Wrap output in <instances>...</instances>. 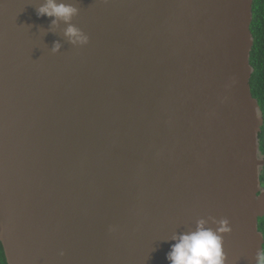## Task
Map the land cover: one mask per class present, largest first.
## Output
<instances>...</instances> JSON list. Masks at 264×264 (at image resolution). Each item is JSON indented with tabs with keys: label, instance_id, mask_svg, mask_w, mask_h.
<instances>
[{
	"label": "water",
	"instance_id": "water-1",
	"mask_svg": "<svg viewBox=\"0 0 264 264\" xmlns=\"http://www.w3.org/2000/svg\"><path fill=\"white\" fill-rule=\"evenodd\" d=\"M65 2L83 47L37 17L43 0H0L6 264H169L201 219L228 229L223 264H257L253 0Z\"/></svg>",
	"mask_w": 264,
	"mask_h": 264
},
{
	"label": "clouds",
	"instance_id": "clouds-1",
	"mask_svg": "<svg viewBox=\"0 0 264 264\" xmlns=\"http://www.w3.org/2000/svg\"><path fill=\"white\" fill-rule=\"evenodd\" d=\"M37 17L52 18L49 31H55L60 24L66 25L62 36L73 47H83L88 43V36L72 25L73 17L78 9L65 0H43L36 8ZM62 45L54 42L50 52L56 54ZM226 227L213 230L207 227L203 219L197 221L194 229L187 232L175 233L170 237V250L165 259L169 264H223L220 233L227 232ZM264 238V228L259 229ZM62 254V253H61ZM257 264H264V244L260 246Z\"/></svg>",
	"mask_w": 264,
	"mask_h": 264
},
{
	"label": "trees",
	"instance_id": "trees-1",
	"mask_svg": "<svg viewBox=\"0 0 264 264\" xmlns=\"http://www.w3.org/2000/svg\"><path fill=\"white\" fill-rule=\"evenodd\" d=\"M252 13L250 31L254 42L250 53V65L253 67L254 72L250 79V88L263 114V124L258 138L260 151L264 155V0H253ZM260 182L264 190V167L260 175ZM261 228H264V216L258 219V230ZM0 264H6L1 244Z\"/></svg>",
	"mask_w": 264,
	"mask_h": 264
}]
</instances>
